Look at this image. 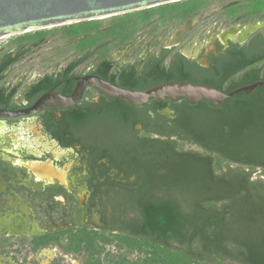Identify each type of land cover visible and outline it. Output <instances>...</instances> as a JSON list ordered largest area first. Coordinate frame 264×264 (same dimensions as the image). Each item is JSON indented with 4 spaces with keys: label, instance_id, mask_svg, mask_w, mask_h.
Listing matches in <instances>:
<instances>
[{
    "label": "flooded vegetation",
    "instance_id": "obj_1",
    "mask_svg": "<svg viewBox=\"0 0 264 264\" xmlns=\"http://www.w3.org/2000/svg\"><path fill=\"white\" fill-rule=\"evenodd\" d=\"M234 2L199 0L181 22H150L126 40L85 21L0 38V264H86L91 251L70 246L78 229L125 235L113 199L135 176L116 163L115 144L190 138L177 110L187 98L132 104L96 83L230 87L254 67L236 61L264 50V18L238 19Z\"/></svg>",
    "mask_w": 264,
    "mask_h": 264
},
{
    "label": "trees",
    "instance_id": "obj_2",
    "mask_svg": "<svg viewBox=\"0 0 264 264\" xmlns=\"http://www.w3.org/2000/svg\"><path fill=\"white\" fill-rule=\"evenodd\" d=\"M231 1L246 13L238 19L264 18V0ZM198 2H171L111 16L107 23H83L97 31L106 27L108 36L126 40L150 22H181ZM261 52L238 59L235 65L250 63L253 69L230 87L217 88L230 93L264 80L263 67L255 66L264 59ZM184 101L177 108L178 120L190 138L115 144L116 163L127 179L135 178L113 199L117 216L112 223L127 237L177 252L195 264H264V179L254 176L256 170L264 171V87L238 92L219 105Z\"/></svg>",
    "mask_w": 264,
    "mask_h": 264
},
{
    "label": "water",
    "instance_id": "obj_3",
    "mask_svg": "<svg viewBox=\"0 0 264 264\" xmlns=\"http://www.w3.org/2000/svg\"><path fill=\"white\" fill-rule=\"evenodd\" d=\"M177 1L184 0H0V38L72 22L102 19ZM191 22L189 20L176 29L173 43L180 41L190 28ZM261 25H255L253 30ZM96 84L108 95L121 97L132 104H143L150 98L165 97H186L191 101L207 99L220 104L238 92H251L258 87H264V80L230 93L188 82L166 83L146 91L119 88L105 80H98Z\"/></svg>",
    "mask_w": 264,
    "mask_h": 264
},
{
    "label": "rangeland",
    "instance_id": "obj_4",
    "mask_svg": "<svg viewBox=\"0 0 264 264\" xmlns=\"http://www.w3.org/2000/svg\"><path fill=\"white\" fill-rule=\"evenodd\" d=\"M107 20L109 17L102 18L104 23ZM254 176L264 179V171L258 169ZM72 240L71 247L77 250L78 247H86L91 251V255L84 258L86 264H195L177 252L93 228L78 229Z\"/></svg>",
    "mask_w": 264,
    "mask_h": 264
}]
</instances>
